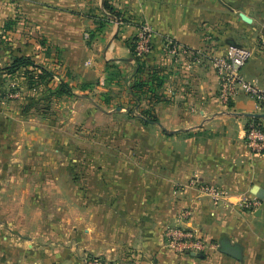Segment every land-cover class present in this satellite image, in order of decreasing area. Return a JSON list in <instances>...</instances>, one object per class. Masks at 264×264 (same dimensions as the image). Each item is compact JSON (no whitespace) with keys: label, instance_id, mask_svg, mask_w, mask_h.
<instances>
[{"label":"crops","instance_id":"1","mask_svg":"<svg viewBox=\"0 0 264 264\" xmlns=\"http://www.w3.org/2000/svg\"><path fill=\"white\" fill-rule=\"evenodd\" d=\"M143 21L153 38L138 71L130 43ZM166 39L202 55L174 58ZM230 47L250 51L241 72L264 90V0H0V68L30 57L74 95L94 93L105 108L98 113L121 121L103 134L123 137L81 150L75 225L27 226L20 209L5 211L0 264H81L82 255L110 264H264V156L244 140L248 124L264 125V106L244 94L219 97L210 56L227 57ZM144 111L156 122H144ZM208 186L224 200L214 205ZM171 226L194 228L214 247L175 253L164 245ZM225 241L239 247L238 259L221 252Z\"/></svg>","mask_w":264,"mask_h":264},{"label":"rangeland","instance_id":"2","mask_svg":"<svg viewBox=\"0 0 264 264\" xmlns=\"http://www.w3.org/2000/svg\"><path fill=\"white\" fill-rule=\"evenodd\" d=\"M48 83L26 70L0 73V219L20 209L22 225L61 229L76 222L83 147L116 145L123 137L103 134L121 121L98 113L105 108L94 93L89 101L58 96L56 74Z\"/></svg>","mask_w":264,"mask_h":264},{"label":"built area","instance_id":"3","mask_svg":"<svg viewBox=\"0 0 264 264\" xmlns=\"http://www.w3.org/2000/svg\"><path fill=\"white\" fill-rule=\"evenodd\" d=\"M117 23L121 24L122 19L114 18ZM153 30L146 21L138 25L136 35L133 39L135 56L143 60L151 51V41ZM165 49L174 58L182 55L197 57L202 55L198 51H191L182 47L171 39H166ZM250 51L244 48L230 47L227 57L218 55L210 56V61L215 70L218 79V95L224 102H229L240 94H244L253 99L259 105L264 106V90L256 81L248 80L241 72V68L250 57ZM263 126V127H261ZM255 123L248 124L245 130V144L252 154L264 156V125ZM205 192L211 197L214 205L223 201L226 193L217 187H204ZM243 207H249V203L241 201ZM190 216L189 211H184L181 218ZM164 245L168 249L178 254L200 253L207 249L213 248L214 245L206 241L199 232L194 228L171 226L165 230ZM81 264H110L99 257L82 255Z\"/></svg>","mask_w":264,"mask_h":264},{"label":"trees","instance_id":"4","mask_svg":"<svg viewBox=\"0 0 264 264\" xmlns=\"http://www.w3.org/2000/svg\"><path fill=\"white\" fill-rule=\"evenodd\" d=\"M115 15V14H113ZM110 18V16H109ZM117 18H119L117 16ZM93 34H89V41L92 40ZM130 48H131V52L132 55L134 57V59L137 62L138 65V71H140L141 68V63L142 61L135 56L134 53V44L133 42L130 43ZM19 70H26V72H28L29 74L31 73H37V76L39 78L44 77L45 83L49 84L48 82L50 80L53 79V76L55 75L51 70L47 69L46 67H44L43 65L37 64L35 63L30 57H26V56H19V57H13L11 62L8 63L7 65L3 66L2 68H0V73H6V74H14L17 73ZM159 75V70L155 69L154 71H152L150 73V78L152 79V81H156L157 77ZM58 84L55 86V88L53 89V92L58 95V96H71L73 95V90L71 88V86L65 82L64 80L58 78ZM143 88V83L141 82H137L135 83L131 89L134 90V92L136 90H138V95H140V91L142 92ZM132 110H130L131 112ZM149 111H144V114L141 113L142 118L144 120V122H156L155 119L151 116H148ZM261 126V124H259ZM263 127V126H261Z\"/></svg>","mask_w":264,"mask_h":264},{"label":"water","instance_id":"5","mask_svg":"<svg viewBox=\"0 0 264 264\" xmlns=\"http://www.w3.org/2000/svg\"><path fill=\"white\" fill-rule=\"evenodd\" d=\"M240 17L243 21L247 23L250 22V19L246 15L240 14ZM221 252L235 259H238L241 255L239 247L236 245H231L227 241L221 244Z\"/></svg>","mask_w":264,"mask_h":264}]
</instances>
